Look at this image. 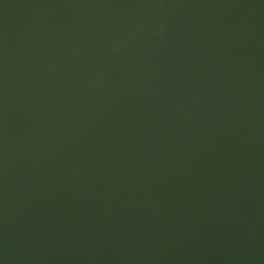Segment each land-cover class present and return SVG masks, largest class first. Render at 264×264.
Returning <instances> with one entry per match:
<instances>
[{
  "label": "water",
  "instance_id": "95a60500",
  "mask_svg": "<svg viewBox=\"0 0 264 264\" xmlns=\"http://www.w3.org/2000/svg\"><path fill=\"white\" fill-rule=\"evenodd\" d=\"M0 264H264V0H0Z\"/></svg>",
  "mask_w": 264,
  "mask_h": 264
}]
</instances>
